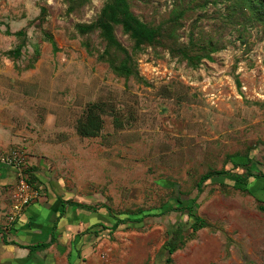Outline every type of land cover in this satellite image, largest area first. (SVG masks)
Returning <instances> with one entry per match:
<instances>
[{
    "label": "rangeland",
    "instance_id": "rangeland-1",
    "mask_svg": "<svg viewBox=\"0 0 264 264\" xmlns=\"http://www.w3.org/2000/svg\"><path fill=\"white\" fill-rule=\"evenodd\" d=\"M110 2L0 0V148L22 154L26 173L40 179L39 195L93 208H71L72 221L61 223L50 247L2 264H33V256L36 264H264V25L246 18L224 28V4L178 17L180 0H128L159 36L137 47L114 26L134 72L125 78L109 63L125 54L99 30L78 29ZM211 38L220 49L208 59L191 66L182 58L191 40ZM94 104L102 130L83 137ZM223 168L247 182L213 178L192 215L152 216L181 193L195 197L200 179ZM0 186V226L13 227L15 185ZM103 207L131 221L112 231L116 221ZM196 217L208 226L186 229L168 255L170 229ZM97 224L105 234L93 244L83 235L80 255L72 254L74 236Z\"/></svg>",
    "mask_w": 264,
    "mask_h": 264
},
{
    "label": "trees",
    "instance_id": "trees-1",
    "mask_svg": "<svg viewBox=\"0 0 264 264\" xmlns=\"http://www.w3.org/2000/svg\"><path fill=\"white\" fill-rule=\"evenodd\" d=\"M181 3L179 4L180 10L176 11L178 17L181 15L183 16L184 12L191 10L194 13L198 9H204L208 7L209 4L212 5H219L224 4L226 6L228 15L224 18L223 27L230 28L235 27L241 21L245 20L246 18L252 19L253 21L264 25V0H180ZM189 4V5H187ZM219 13V12H217ZM120 25L124 29L126 33L130 35V37L135 41L137 47H140L144 44H152L158 40L159 32L158 28H153L148 26L147 24L143 23L141 20L136 18L130 11V7L128 4V0H111V2L106 6L105 11L101 18L98 19L97 22L90 25L81 24L78 26L79 32L83 34H87L90 30H99L102 38L106 41L108 46L111 49H115L117 51L123 52L125 55L124 59L120 62L111 60L110 68L112 71L117 74L118 76L129 78L133 76V68L131 67V58L129 57L126 49H124L120 43L116 40L114 34V26ZM7 34L10 35V32L7 31ZM190 46L184 47V50L181 51L182 58L187 61L191 66H197L203 59H208L212 53H216L220 49V45L211 38L209 41H205L203 45L197 46L192 40L190 41ZM21 47L16 49L17 53H20ZM191 53L196 54L195 57L191 56ZM105 55H103V59ZM94 108L97 110L99 109L98 105H93V108L89 109L87 120L84 124H82L80 128V134L83 137H94L100 133L102 130L103 122L100 120L98 116L92 113ZM234 165L232 162L227 161L226 165ZM235 168H241V165H238ZM234 169V168H233ZM27 180L28 183L33 189L38 191V183L37 178L33 175L27 173ZM222 176H232L235 178V183L237 184H244L247 182V178L241 176V174L236 173L234 171L227 170L223 168L221 171H215L204 175L198 184L195 187L197 190V194L195 197H191L189 195L179 194L176 200H174L173 204H165L161 207V210L158 214L152 215L153 217L162 216L169 212H178L181 214L186 213L187 215H192V211L197 204L198 198L203 193L204 185L213 178L222 177ZM61 210L56 213H60L59 218H65L67 221H72L71 211L73 207H78L81 209L93 210V208L89 206H85L79 203L74 202H64L60 201ZM69 207V208H68ZM68 208L69 214H68ZM72 208V209H71ZM111 217L116 221L114 226L111 228L112 231L115 230L119 225L125 224L130 220L129 215L121 213V214H113L110 213L109 208L103 207ZM59 209V208H58ZM260 210L264 212V204L260 206ZM32 223V222H31ZM34 224V223H32ZM15 225V224H14ZM13 225V226H14ZM16 226V225H15ZM25 228H30V223L26 225ZM207 222L200 218L196 217L194 222H180L176 226H173L170 229V239L164 246V249L167 250L168 255L174 254L178 248L182 245V237L186 231V229L190 228L193 232H197L205 227H207ZM57 228V224L54 227V230ZM15 229V228H14ZM16 230V229H15ZM107 227L103 224L93 225L88 228L86 231H81L76 234L72 240V248L71 253L73 254L74 251L78 252L77 256L80 255V250H77L75 245L81 240L83 235H87V244L96 243L98 239H100L104 234ZM10 234H3L2 242L7 246H16L21 247L23 249H28L29 251L33 252L37 249L47 248L50 247L55 241L54 232L52 233L51 239L48 243H37L35 245H21L15 241H10ZM41 236H39L40 238ZM87 244L84 245L81 249L87 247ZM71 261H69V264Z\"/></svg>",
    "mask_w": 264,
    "mask_h": 264
},
{
    "label": "crops",
    "instance_id": "crops-1",
    "mask_svg": "<svg viewBox=\"0 0 264 264\" xmlns=\"http://www.w3.org/2000/svg\"><path fill=\"white\" fill-rule=\"evenodd\" d=\"M0 168H1L0 169V185H8V184L15 185L16 179H15L14 172L7 168H2V167ZM37 178L38 180H40L39 177ZM13 197H14V192H13V196L11 197V202H10L11 204L13 202ZM60 210H61V206H60L59 200H53L50 197L39 195L38 199L33 201L19 216L17 222L14 223L16 226L15 225L13 227L12 226L10 227L0 226V237H1L0 238V264L4 263L5 260L7 261V259L9 260L15 259L16 261L28 260V258H30V254L34 252V251L31 252L28 249H23L21 247L19 248L16 246L5 245L2 242L4 233L5 234L12 233L8 235L10 237V241H15L21 245H35L37 243H45V238L49 237V239H51L52 233L53 232L55 233L56 230L57 231L59 230V232H62L61 223L63 221L65 222L66 219L59 218L60 213H56V211L59 212ZM9 212L10 210L8 211V213ZM68 214H69V209H68ZM73 214L74 213H72V215ZM41 221L42 223H40ZM31 222L34 224H32ZM28 223H30L31 225L30 228H25L27 227L26 225ZM56 224H57V228L54 230V227ZM45 229L51 230V232H46L44 231ZM14 233L16 236L14 235ZM28 234L33 235L32 238H30ZM25 235H28L30 240H28V238L26 239ZM39 236L41 237L39 238ZM20 240H22L23 242ZM29 241L30 242L32 241V242L30 243ZM36 258H37L36 256H33L32 258L33 264H36L35 263Z\"/></svg>",
    "mask_w": 264,
    "mask_h": 264
},
{
    "label": "built area",
    "instance_id": "built-area-1",
    "mask_svg": "<svg viewBox=\"0 0 264 264\" xmlns=\"http://www.w3.org/2000/svg\"><path fill=\"white\" fill-rule=\"evenodd\" d=\"M0 167L13 171L16 179L13 202L8 213L11 225L17 222L19 216L33 201L38 199L39 193L28 183L25 160L20 152L0 148Z\"/></svg>",
    "mask_w": 264,
    "mask_h": 264
}]
</instances>
